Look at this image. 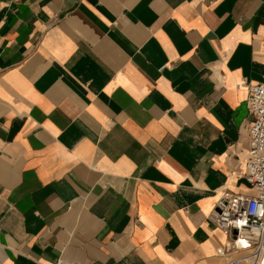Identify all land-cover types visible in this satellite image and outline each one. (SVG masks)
I'll list each match as a JSON object with an SVG mask.
<instances>
[{
    "label": "crops",
    "instance_id": "1",
    "mask_svg": "<svg viewBox=\"0 0 264 264\" xmlns=\"http://www.w3.org/2000/svg\"><path fill=\"white\" fill-rule=\"evenodd\" d=\"M258 83L264 0H0V264L253 251L216 214L254 194Z\"/></svg>",
    "mask_w": 264,
    "mask_h": 264
},
{
    "label": "built area",
    "instance_id": "2",
    "mask_svg": "<svg viewBox=\"0 0 264 264\" xmlns=\"http://www.w3.org/2000/svg\"><path fill=\"white\" fill-rule=\"evenodd\" d=\"M247 89L253 123L247 152L246 180L254 194L225 197L216 220L231 237L225 254L233 250H253L251 256H259L264 252V83L249 84ZM241 262L242 259H230L226 264Z\"/></svg>",
    "mask_w": 264,
    "mask_h": 264
},
{
    "label": "bare ground",
    "instance_id": "3",
    "mask_svg": "<svg viewBox=\"0 0 264 264\" xmlns=\"http://www.w3.org/2000/svg\"><path fill=\"white\" fill-rule=\"evenodd\" d=\"M242 244L243 243H241L240 246ZM252 258H254V259H252ZM248 259L250 260L251 264H264V252H262L259 256H252Z\"/></svg>",
    "mask_w": 264,
    "mask_h": 264
},
{
    "label": "rangeland",
    "instance_id": "4",
    "mask_svg": "<svg viewBox=\"0 0 264 264\" xmlns=\"http://www.w3.org/2000/svg\"><path fill=\"white\" fill-rule=\"evenodd\" d=\"M253 254H254V251L246 252V253L243 254V255H239V256L237 257V259L246 260V259L252 257L251 255H253ZM252 259H254V258H252ZM244 262H245V261H244Z\"/></svg>",
    "mask_w": 264,
    "mask_h": 264
},
{
    "label": "water",
    "instance_id": "5",
    "mask_svg": "<svg viewBox=\"0 0 264 264\" xmlns=\"http://www.w3.org/2000/svg\"><path fill=\"white\" fill-rule=\"evenodd\" d=\"M217 212H219V213L221 212V209H220V207L218 208Z\"/></svg>",
    "mask_w": 264,
    "mask_h": 264
}]
</instances>
